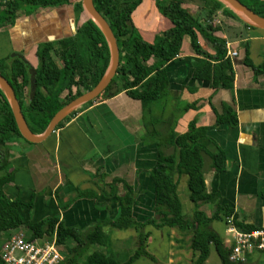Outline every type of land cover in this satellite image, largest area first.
I'll return each mask as SVG.
<instances>
[{"label":"crops","instance_id":"0c3cea01","mask_svg":"<svg viewBox=\"0 0 264 264\" xmlns=\"http://www.w3.org/2000/svg\"><path fill=\"white\" fill-rule=\"evenodd\" d=\"M154 2L140 0L131 13L133 26L146 42H152L155 34L171 26L158 13ZM198 5L197 0L182 4L192 16L198 14ZM61 9L70 11L62 15L60 22L56 23L53 16L47 24L42 22V27L28 21L19 26L22 31L16 30V36L11 27L0 30V52L8 45L9 52L21 53L33 67L35 56L29 47L31 43L49 41L50 33L51 40L74 33L70 27L74 20L72 5L53 7V11ZM20 20L24 22V18ZM213 20H218V34L225 40V55L231 62V90L210 88L192 78L193 67L203 58L194 54L189 38L184 36L177 57L162 66L167 79L166 94L150 105L148 118L138 100L120 91L112 96L98 95L90 104L77 107L39 143L12 141L7 167L0 170V176L6 173L11 176L1 188L8 198L19 196L24 204H29L18 210L23 219L38 221L57 214L61 223L82 234L95 225L109 226L107 220L115 219L118 214L115 197L123 194L119 179L131 188L134 221L156 219L152 211L150 171L158 150L175 152L167 142L168 132L183 133L190 121L195 126H212L215 120L212 107L218 110L220 103H226L235 113L236 124L216 125L206 133L224 153L225 160L224 170L215 172L210 167L209 156L201 152L205 188L217 192L220 203L230 204L239 220L264 227V70L255 73L242 62L246 44L252 64L261 63L264 30L246 27L243 21L222 16L220 10H216ZM197 41L206 52L213 53L207 41L200 36ZM9 52L4 53L9 55ZM231 52L235 54L230 56ZM188 104L193 107L181 110ZM146 128H153L159 134L149 135ZM113 179H118L114 183L115 195H111L109 188ZM174 179L176 184L179 181L176 185L179 201L184 197L188 205L194 206L188 200L187 175L174 174ZM149 226L153 227L145 223L140 231L148 235ZM21 229L25 230L22 226L18 230ZM261 254L264 253L253 255Z\"/></svg>","mask_w":264,"mask_h":264},{"label":"trees","instance_id":"16d2710c","mask_svg":"<svg viewBox=\"0 0 264 264\" xmlns=\"http://www.w3.org/2000/svg\"><path fill=\"white\" fill-rule=\"evenodd\" d=\"M189 1L192 0H155L158 13L165 17L171 26L155 34L152 42H146L131 22V13L140 0H92L94 8L110 27L118 48L115 74L100 97L124 91L127 96L140 102L142 109H145L144 115L148 114V118L150 105L166 94L167 79L162 66L177 57L184 36L189 38L194 54L203 58L193 67L192 78L210 88L231 90L233 71L230 59L225 55V40L218 34V26L212 25L211 22L216 10H220L222 16L241 20L218 0H197L198 14L192 16L182 6L184 2ZM238 1L255 14L264 17V0ZM61 5H72L76 17L82 12L80 0H0V30L8 29L16 18L35 8H53ZM23 8L24 12H21ZM243 24L252 27L245 22ZM198 36L211 45L213 53H208L202 48L197 41ZM34 56L35 88L31 96L28 91L30 64L3 53L0 57V75L10 84L28 128L34 134H39L60 107L96 84L107 66L108 50L103 35L86 17L72 35L36 43ZM242 62L253 69V72L259 73L264 70V51L261 63L254 66L248 58L247 46L244 44ZM90 103L91 101H88L81 106ZM192 107L193 104L184 105L181 110ZM212 110L215 115L212 126H195L193 121H190L183 133L176 134L170 130L167 142L175 148V152L164 153L158 150L156 153L150 177L153 181L152 211L157 219H148L143 223L135 222L131 215L133 199L130 186L121 179H113L109 185L111 195H115L116 180L122 183L123 188V194L115 197L118 202V214L115 219L107 220L109 226L117 229L139 227L137 229L140 230L146 223L154 228H176L180 232H189V247L193 257L188 264H206L210 246L213 247L220 264H236L228 260V250L221 235L210 227L213 220L224 222V217L231 216L233 224L240 230L248 231L259 227L239 220L238 214L230 204L220 203L217 192L206 191L201 171V152L209 156L210 167L215 172L224 170L225 160L224 153L214 146L213 140L206 133L216 125L236 124L235 113L228 104L220 103L218 110L213 107ZM73 113L74 111L69 115ZM62 122L55 128L60 127ZM146 123L150 124V120H146ZM151 132L159 134L153 128L146 131L149 135ZM14 140L28 143L18 133L9 106L0 91V170L7 167V158ZM174 174L187 175L188 200L194 205L189 217L181 212ZM10 176L9 173L0 176V232L22 226L27 233L41 236L50 233L55 227L56 244L61 254L58 264H78V259L83 253L84 264H131L139 257L153 259L145 250L147 234L141 231L136 235L138 244L135 251L120 262L103 252L88 251L91 245H101L103 242L100 225H95L82 234L77 229L61 223L57 214L38 221L23 219L18 210L29 204H24L19 196L8 198L1 188ZM199 204L213 205L212 212L206 215L203 210L198 209ZM0 264H4L1 259Z\"/></svg>","mask_w":264,"mask_h":264},{"label":"rangeland","instance_id":"374dc122","mask_svg":"<svg viewBox=\"0 0 264 264\" xmlns=\"http://www.w3.org/2000/svg\"><path fill=\"white\" fill-rule=\"evenodd\" d=\"M43 11L44 13H42ZM67 11H70V9L68 10L61 9L59 11H53V8L50 7L35 8L34 10H31L28 14L24 13L23 15H21V13H19L21 16L16 18L12 26L10 27L11 29H13V35L16 36L17 33H15V31L16 30L22 31L21 29H18L19 26L24 25L28 21L29 22L31 21L34 24H38L42 27L43 25L42 22H45L47 24L48 22H50L51 16L56 18V23L60 22L61 19H63L62 15ZM21 12H24V8L21 10ZM72 12L73 13L71 16L72 17L74 16V20L72 21V25L70 27L71 29L73 27V32H74L75 28L80 24V22L86 19V14L82 11L80 14H78V17H76L74 10ZM22 17L24 18V22L20 20L23 19ZM68 23L70 24V20H68ZM213 23L214 22H212L211 24ZM48 29L50 31V27H48ZM62 33H59L60 36H63ZM51 36L52 35L50 33L49 40H51L52 38ZM34 45H35L34 43H31V45L29 46L31 47L30 50L32 48L33 50L35 49ZM4 52H9L8 45L7 46L5 45V47L2 48L0 55H2ZM24 52L27 51L25 50ZM10 54L11 52H9V55ZM163 98L164 96L161 99ZM178 184L179 181L176 184L177 187ZM180 199L182 200L181 201L182 204L180 202L182 214L187 217L191 216L194 206H190L191 204L188 205L189 202L187 203L184 197H180ZM190 207H192V209H190ZM198 209L203 210L206 215H209L213 210V205L199 204ZM157 218L158 217L156 216V219ZM224 222L219 220H213L210 223V227L215 232L220 234L221 237L223 236V239L227 237V233L226 231H224L225 230ZM89 228L85 229V231H87ZM18 229H20V227L10 231L11 233L0 232V243L7 236V234H13ZM131 229L135 230L132 227H129L128 230L123 231L122 229L113 228L111 226H102L100 230L103 234V242L101 243V245L97 243L91 245L90 247H88V251L97 250L103 252L106 255L113 256L120 262L126 260L135 251L136 246L138 244L136 235L138 234V231L140 232V230L137 229L135 230L136 234H133L131 232L132 231ZM148 229L150 233L147 235L146 238L145 250L153 257V259H148L146 257H139L133 260L131 264H188L189 263L190 259L193 257V253L189 247V237H190L189 232H180L176 228H167V227L154 228L149 226ZM143 231L144 230H142V232ZM160 233H162V235H160ZM84 254L85 253H83L82 256H80V258L78 259V264H84L83 262ZM205 262L206 264H220L219 258L217 257L212 246H210L209 254ZM245 264H264V254H261V256L251 255Z\"/></svg>","mask_w":264,"mask_h":264},{"label":"water","instance_id":"95a60500","mask_svg":"<svg viewBox=\"0 0 264 264\" xmlns=\"http://www.w3.org/2000/svg\"><path fill=\"white\" fill-rule=\"evenodd\" d=\"M224 6L229 8L241 21L251 25L252 27L264 30V17L259 16L240 3L238 0H218ZM82 11L86 14V17L90 19L99 29L107 45L108 50V63L104 70V73L96 84L90 89L80 93L78 96L74 97L62 107H60L49 119L43 131L39 134H34L28 128L24 116L21 112L18 101L14 95V92L10 84L6 79L0 75V91L3 94L9 109L11 111L16 129L20 136L28 143H39L42 141L49 133L54 131L56 125L62 121L69 113L75 110L82 104L92 101L110 82L111 78L115 74L118 65V48L116 45L115 38L112 31L106 21L102 16L96 11L92 4V0H80ZM10 58L16 57L24 63L28 64V61L24 58L21 53L12 52L9 55ZM29 95L31 96L34 92V69L29 66Z\"/></svg>","mask_w":264,"mask_h":264},{"label":"built area","instance_id":"2783aa9c","mask_svg":"<svg viewBox=\"0 0 264 264\" xmlns=\"http://www.w3.org/2000/svg\"><path fill=\"white\" fill-rule=\"evenodd\" d=\"M218 24V20H213ZM211 22V23H212ZM214 23L212 25H214ZM235 52H231L234 55ZM224 228L227 237L223 240L228 250L227 258L236 264H245L254 253H264V227L248 231L237 228L232 217H225ZM26 230H17L0 245V259L4 264H58L60 248L56 244L55 227L50 233L33 236Z\"/></svg>","mask_w":264,"mask_h":264}]
</instances>
